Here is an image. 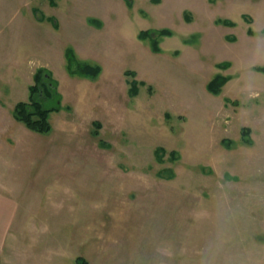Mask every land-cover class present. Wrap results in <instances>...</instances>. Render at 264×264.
Wrapping results in <instances>:
<instances>
[{"label":"rangeland","instance_id":"1","mask_svg":"<svg viewBox=\"0 0 264 264\" xmlns=\"http://www.w3.org/2000/svg\"><path fill=\"white\" fill-rule=\"evenodd\" d=\"M68 46L99 74L70 75ZM259 47L264 0H0V138H27L5 151L7 232L27 264H264ZM41 67L61 95L46 133L12 116Z\"/></svg>","mask_w":264,"mask_h":264},{"label":"trees","instance_id":"2","mask_svg":"<svg viewBox=\"0 0 264 264\" xmlns=\"http://www.w3.org/2000/svg\"><path fill=\"white\" fill-rule=\"evenodd\" d=\"M95 22V19H90ZM224 24L232 25L233 22L228 19H221ZM152 30H141L138 34L139 38H149L152 49L159 50L158 42L155 37L150 36ZM154 31V30H153ZM159 35H170L167 29L155 30ZM66 70L70 75H78L80 77H96L101 68L97 64L79 60L72 47L68 46L65 50ZM219 67L226 68L229 63L222 62ZM256 70L264 72V65L257 66ZM129 73V72H126ZM229 79L228 76L216 73L206 84L207 90L217 95L220 93L221 87ZM137 80L132 79L130 85L131 95H136L138 91ZM52 99L51 106H45L44 101ZM55 99V100H54ZM61 95L57 91V81L52 77L51 72L45 68H38L33 75V83L28 86V95L26 100L17 101L12 108V116L14 119L22 122L26 128L31 131L46 133L51 129L48 114L50 111L60 108ZM249 129L243 127L241 133L246 143L250 142ZM157 154L164 152L161 147L156 148ZM161 156V155H160ZM79 264H85L79 261Z\"/></svg>","mask_w":264,"mask_h":264},{"label":"crops","instance_id":"3","mask_svg":"<svg viewBox=\"0 0 264 264\" xmlns=\"http://www.w3.org/2000/svg\"><path fill=\"white\" fill-rule=\"evenodd\" d=\"M17 140H19L21 144L25 142L27 138L23 137L22 139H16L14 136L0 138V264H13L17 262L20 264L21 257H24L22 263L27 264L25 250L23 251L21 247V237L19 236L18 239L15 238L12 240L10 238L11 234L7 232L12 222L21 224L20 216L18 218L16 217L17 214L21 212H17V207H14L15 202L11 201V198L8 199L11 194V189L14 188L11 186V176L19 172L21 173V170L16 167L14 169L11 168L10 154L5 152L10 145H16ZM23 156H25V154H23Z\"/></svg>","mask_w":264,"mask_h":264},{"label":"clouds","instance_id":"4","mask_svg":"<svg viewBox=\"0 0 264 264\" xmlns=\"http://www.w3.org/2000/svg\"><path fill=\"white\" fill-rule=\"evenodd\" d=\"M260 54H264V47L258 48L256 55H260ZM254 58H255V56H254Z\"/></svg>","mask_w":264,"mask_h":264}]
</instances>
